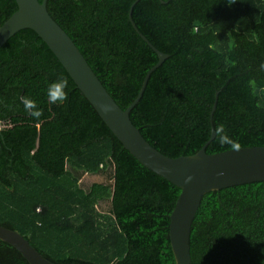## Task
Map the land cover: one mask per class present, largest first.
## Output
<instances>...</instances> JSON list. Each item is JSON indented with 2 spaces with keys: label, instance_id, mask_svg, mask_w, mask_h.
<instances>
[{
  "label": "trees",
  "instance_id": "16d2710c",
  "mask_svg": "<svg viewBox=\"0 0 264 264\" xmlns=\"http://www.w3.org/2000/svg\"><path fill=\"white\" fill-rule=\"evenodd\" d=\"M134 2L47 0L46 8L125 109L158 61L128 18L132 6L138 30L168 56L129 117L164 155L194 154L220 124L240 147L264 146V0ZM16 8L0 0V25ZM61 77L69 99L51 104L47 90ZM21 97L43 110L39 121ZM0 123L1 226L55 264H174L169 215L180 188L123 147L29 28L0 47ZM227 149L216 132L205 146ZM103 173L109 182L81 185ZM189 247L191 264H264V180L205 193ZM0 264L29 263L0 239Z\"/></svg>",
  "mask_w": 264,
  "mask_h": 264
},
{
  "label": "water",
  "instance_id": "95a60500",
  "mask_svg": "<svg viewBox=\"0 0 264 264\" xmlns=\"http://www.w3.org/2000/svg\"><path fill=\"white\" fill-rule=\"evenodd\" d=\"M46 1L15 0L16 10L0 25V47L17 31L25 28L33 30L56 56L123 147L143 166L180 188L169 215V241L174 264H191V224L202 196L211 190L264 180V146L206 153V144L215 137V131L211 129L208 142L194 154L177 157L164 155L144 139L129 117L131 108L145 88L149 74L168 56L153 46L138 30L131 17L132 6L128 18L136 32L156 52L158 61L146 73L136 98L125 109H121L69 35L49 15ZM214 109L215 103L212 106ZM0 239L14 246L29 264H55L43 257L15 230L0 225Z\"/></svg>",
  "mask_w": 264,
  "mask_h": 264
},
{
  "label": "clouds",
  "instance_id": "9594fccd",
  "mask_svg": "<svg viewBox=\"0 0 264 264\" xmlns=\"http://www.w3.org/2000/svg\"><path fill=\"white\" fill-rule=\"evenodd\" d=\"M68 88V81L63 77L59 78L56 82L49 85L47 90L48 101L51 104H64L68 101V92L65 89ZM21 102L25 106V111L34 120L39 121L43 115V110L37 105V102L31 100L28 97H21ZM218 143L222 146L227 145L231 150L238 151L240 149V144L235 139L229 137L225 132V126L220 124L215 129Z\"/></svg>",
  "mask_w": 264,
  "mask_h": 264
},
{
  "label": "rangeland",
  "instance_id": "374dc122",
  "mask_svg": "<svg viewBox=\"0 0 264 264\" xmlns=\"http://www.w3.org/2000/svg\"><path fill=\"white\" fill-rule=\"evenodd\" d=\"M2 123H0V128L2 127L1 125ZM108 173H103V174H96V175H83V177L81 178V185L83 187H88L90 184L94 183V182H109L110 180L108 179ZM109 204L107 202L105 203H101L98 208L102 209V210H107Z\"/></svg>",
  "mask_w": 264,
  "mask_h": 264
}]
</instances>
